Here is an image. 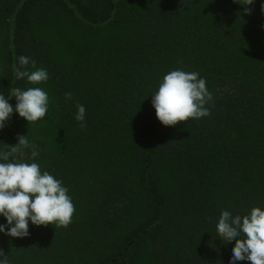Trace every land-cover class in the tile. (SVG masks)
I'll return each instance as SVG.
<instances>
[{"label": "trees", "instance_id": "trees-1", "mask_svg": "<svg viewBox=\"0 0 264 264\" xmlns=\"http://www.w3.org/2000/svg\"><path fill=\"white\" fill-rule=\"evenodd\" d=\"M249 7L0 0V92L41 87L49 96L35 123L12 114L0 150L27 136L41 171L63 182L75 208L67 227L0 233L10 264H229L235 238L216 237L221 210L264 207V11L261 0ZM21 55L49 79L17 80ZM178 68L206 80L210 115L164 126L151 95ZM21 153L32 162L30 149Z\"/></svg>", "mask_w": 264, "mask_h": 264}, {"label": "clouds", "instance_id": "clouds-1", "mask_svg": "<svg viewBox=\"0 0 264 264\" xmlns=\"http://www.w3.org/2000/svg\"><path fill=\"white\" fill-rule=\"evenodd\" d=\"M244 6V12L251 14L249 7L256 0H233ZM264 11V0H261ZM18 66L13 67L17 80L25 79L31 84H40L49 79L45 68H36L35 61L27 56L17 58ZM29 65L34 69L29 70ZM206 80L198 72L175 69L166 73L159 82L157 90L151 95V104L157 119L164 126H175L178 122L198 120L210 115L206 105L213 100L206 86ZM15 98L13 107L9 103ZM66 99L72 94L66 93ZM49 107L48 93L41 87H29L25 90L12 89L7 96L0 92V130L13 113H17L30 124L46 117ZM86 109L77 106L75 120L83 128ZM30 149L31 163L20 162L21 149ZM39 151L30 144L27 136L18 137V143L8 150H0V217L6 223H0V233L12 238L29 235V224L34 226L67 227L72 222L75 211L68 188L60 179L48 171H41L36 162ZM216 237L222 242L235 238L229 264L238 261H250L251 264H264V207H253L246 214H233L230 210H221L216 223ZM0 264H10L9 257L0 251Z\"/></svg>", "mask_w": 264, "mask_h": 264}]
</instances>
